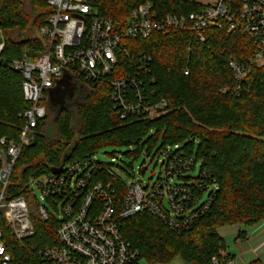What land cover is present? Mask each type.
<instances>
[{
	"label": "trees",
	"instance_id": "obj_1",
	"mask_svg": "<svg viewBox=\"0 0 264 264\" xmlns=\"http://www.w3.org/2000/svg\"><path fill=\"white\" fill-rule=\"evenodd\" d=\"M148 1L159 14H189L204 7L203 0H88L118 28ZM26 2L34 18L26 11ZM52 13L45 0H0V31L5 35L0 58V141L19 139L25 126L22 115L30 107L23 95V76L13 63L25 53L37 58L46 49L45 41L37 36L13 40L8 32L31 28L38 32ZM205 34L206 40L200 41L190 31L172 29L155 31L145 39L123 40L119 71L114 76L133 71L139 53L151 56L150 72H142L141 77L145 91L156 92L153 100L167 101V111L157 118H124L110 98L107 81L92 86L80 76L77 84L59 93L56 102L49 101L34 139L16 161L7 191L10 198L23 196L28 201L34 234L23 242L13 239L4 211H0V226L11 241L15 264H43L39 253L57 243L59 222L40 216L29 181L49 174L64 161L92 155L102 147L124 145L131 148L126 153L135 152L136 157L178 145L181 156L194 157L206 172L205 176H187L195 178L193 193L202 200L211 199L209 207L182 231L150 212L121 219L122 234L139 252V259L147 264H169L176 259L185 264H216L215 259L227 264L233 260L232 255H224L226 243L219 230L237 224L245 238L248 228L264 221V66L250 68L237 94L229 62L253 57L259 45L241 30L210 27ZM74 95L82 99L71 105L76 116L67 105ZM50 119L54 138L47 133ZM112 181L121 197L124 185ZM204 185L208 186L201 188Z\"/></svg>",
	"mask_w": 264,
	"mask_h": 264
},
{
	"label": "built area",
	"instance_id": "obj_2",
	"mask_svg": "<svg viewBox=\"0 0 264 264\" xmlns=\"http://www.w3.org/2000/svg\"><path fill=\"white\" fill-rule=\"evenodd\" d=\"M45 1L53 13L37 37L45 41L46 49L37 58L25 53L13 63L23 76V95L30 104L22 115L25 126L19 139L0 141V211H4L11 236L19 242L33 235L35 227L26 198L8 197L10 178L22 149L32 142L38 122L47 115L50 90L59 82L61 93L69 84H77L78 76L92 86L107 81L110 98L124 118L135 115L154 119L167 111V101L153 100L156 92L145 91L141 73L150 72L152 57L139 53L133 71L114 76L119 71L121 44L126 38L145 39L155 31L173 29L190 31L205 41V31L210 27L243 31L259 45V50L247 60H230L237 94L250 68L264 66V0H203V9L189 14H159L148 1L140 4L120 28L100 16L88 0ZM4 46L5 40L0 44V58ZM177 148L178 145L161 151L164 172L156 178L154 172L147 185L141 180L124 181L113 171L115 158L109 164L96 153L65 161L58 174L50 172L30 180L28 188L32 193L35 195V188L41 192L40 198L35 195L40 216L59 222L57 243L39 253L42 263L142 264L139 252L125 239L120 226L121 219L142 212L158 216L174 230L188 228L209 207L211 199L202 200L193 193L195 178L187 176L200 163L194 157L181 156ZM102 175L110 178L104 180ZM200 175L206 172L199 169ZM112 179L124 185L121 197ZM205 186L208 185L201 188ZM10 247L11 241L0 226V264H15ZM214 262L219 264L217 259ZM227 264L236 263L230 260Z\"/></svg>",
	"mask_w": 264,
	"mask_h": 264
},
{
	"label": "rangeland",
	"instance_id": "obj_3",
	"mask_svg": "<svg viewBox=\"0 0 264 264\" xmlns=\"http://www.w3.org/2000/svg\"><path fill=\"white\" fill-rule=\"evenodd\" d=\"M25 9L26 11L31 15L32 18L35 17L33 13L32 6L26 2L25 3ZM8 36L13 40H21V39H27V38H34L37 36V32L35 29L31 28L27 31H21L20 29H14L8 32ZM5 40V35L2 31H0V44L3 43ZM80 98H77L76 95L71 98L67 103L68 107L72 109V112L74 116H76L75 108L71 107L74 103H78ZM82 101V99L80 100ZM66 105V106H67ZM53 121L52 119L48 122L47 127V133L50 138H54V129H53ZM128 146H106L99 149V151L96 153V156L103 162L113 164L112 159L115 158V166H113V171L119 173L124 181L130 182L131 180H141L145 183V185L151 183L150 177L155 172L156 176L155 178L163 171V167L161 164L162 161V155H159V149L155 148L151 153L145 154V152H141L139 156H135L136 153H126L127 150H129ZM159 158V160H158ZM119 165V166H116ZM145 166H148L146 171L144 173L141 172V168H144ZM123 169V170H122ZM199 172V167L190 172L189 175L191 176H197ZM35 195L40 198L41 192L38 188H35ZM205 199V198H204ZM261 226L264 225V221L259 222ZM234 227L227 226L223 228L222 236L224 237L226 246L230 248L232 251H237L238 246L236 244V234H235ZM177 260H174L173 262L169 264H176ZM261 261V260H260ZM142 264H147L144 260L141 261ZM183 262V261H182ZM184 263V262H183Z\"/></svg>",
	"mask_w": 264,
	"mask_h": 264
},
{
	"label": "crops",
	"instance_id": "obj_4",
	"mask_svg": "<svg viewBox=\"0 0 264 264\" xmlns=\"http://www.w3.org/2000/svg\"><path fill=\"white\" fill-rule=\"evenodd\" d=\"M236 228L235 229V240L238 246L237 251H232L226 246V251L224 255H232L233 260L236 264H250L255 260H261L264 262V225L261 226L260 223H257L247 229V234L245 238H242L239 234L241 227L237 224L227 225ZM219 232L222 235L223 228ZM176 264H185L182 260L178 259Z\"/></svg>",
	"mask_w": 264,
	"mask_h": 264
},
{
	"label": "water",
	"instance_id": "obj_5",
	"mask_svg": "<svg viewBox=\"0 0 264 264\" xmlns=\"http://www.w3.org/2000/svg\"><path fill=\"white\" fill-rule=\"evenodd\" d=\"M60 82H59V84H58V86H56V87H54V88H52L51 90H50V100L52 101V102H56L57 100H58V98H59V89H60ZM64 164H65V161L62 163V165L60 166V167H55V168H52V170H51V172L52 173H54V174H58V173H60L61 172V170H62V168H63V166H64ZM146 168H144V170H145Z\"/></svg>",
	"mask_w": 264,
	"mask_h": 264
}]
</instances>
